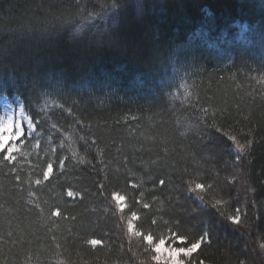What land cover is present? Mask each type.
<instances>
[{"label": "trees", "instance_id": "trees-1", "mask_svg": "<svg viewBox=\"0 0 264 264\" xmlns=\"http://www.w3.org/2000/svg\"><path fill=\"white\" fill-rule=\"evenodd\" d=\"M0 96V264H264V0H0Z\"/></svg>", "mask_w": 264, "mask_h": 264}, {"label": "rangeland", "instance_id": "rangeland-1", "mask_svg": "<svg viewBox=\"0 0 264 264\" xmlns=\"http://www.w3.org/2000/svg\"><path fill=\"white\" fill-rule=\"evenodd\" d=\"M39 137L40 135L36 132L34 125L25 114L21 102L17 98L7 99L0 96V153H3L7 160L12 161L20 154L24 155L27 140H30L34 149H37ZM69 195L73 197L71 194ZM115 201L119 208H123L124 201L122 197L115 196ZM131 229H133V225ZM146 240L148 243L152 242L149 237ZM177 240L162 239L153 244L155 261L183 264L181 252L186 256L191 250L189 247L179 245L172 247ZM165 241L169 245L168 248L164 247ZM93 244L97 243L93 242Z\"/></svg>", "mask_w": 264, "mask_h": 264}, {"label": "snow or ice", "instance_id": "snow-or-ice-1", "mask_svg": "<svg viewBox=\"0 0 264 264\" xmlns=\"http://www.w3.org/2000/svg\"><path fill=\"white\" fill-rule=\"evenodd\" d=\"M251 143H252V141H249L248 142V145H250ZM245 147L246 146L243 145V144L238 145L237 146L238 152H243L245 150ZM219 203H221V202L220 201H216V204H219ZM236 213L237 214L235 216L229 215L227 217V219L230 222H232V223H239L240 218H241L240 217V210L237 209L236 210ZM207 241H210V233H209V231L207 229H205L204 234L200 238H198L196 241H194L192 244L189 245V248L191 250L190 253H189V255L191 256L193 253H195L201 247V245L203 243L207 242ZM187 242H188L187 238L186 237H182V238H179L176 241V243L172 245V247H175L177 244H186ZM164 247L165 248H168L169 247V245H168V243L166 241L164 242ZM180 255H181V257H183L184 256V253L181 252Z\"/></svg>", "mask_w": 264, "mask_h": 264}]
</instances>
